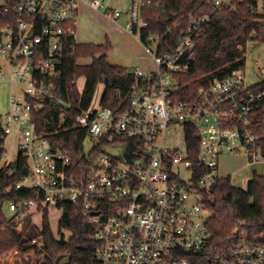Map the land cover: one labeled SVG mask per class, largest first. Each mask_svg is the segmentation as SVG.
Instances as JSON below:
<instances>
[{
    "label": "built area",
    "instance_id": "built-area-1",
    "mask_svg": "<svg viewBox=\"0 0 264 264\" xmlns=\"http://www.w3.org/2000/svg\"><path fill=\"white\" fill-rule=\"evenodd\" d=\"M107 1L4 0L0 82L9 83L11 93L0 125L4 141L12 138L18 155L28 162V174L5 193L33 192L32 199L6 204L7 225L22 234L35 224V216L42 218L51 209L62 212L64 203L78 204L94 231V264H264V246L244 236L225 253L208 248L205 200L221 179L220 158L243 152L250 165L259 163L260 139L252 124L264 100V91L246 85L245 67L179 98L181 78L194 59L195 38L209 18H193L176 45L162 52V38L142 35L148 23L140 9L127 13V30L155 68L126 69L134 80L123 112L104 107L95 95L79 105L75 121L86 133L84 169L77 171L70 154L37 133L34 116L43 103L71 108L56 95L75 57L80 5L114 20L122 17ZM214 4L219 11L235 8L233 0ZM256 11L263 14L264 0H257ZM257 65L264 75V66ZM58 116L61 127L66 113ZM188 131L199 143L196 163L188 151ZM176 137L181 144L172 143Z\"/></svg>",
    "mask_w": 264,
    "mask_h": 264
},
{
    "label": "trees",
    "instance_id": "trees-1",
    "mask_svg": "<svg viewBox=\"0 0 264 264\" xmlns=\"http://www.w3.org/2000/svg\"><path fill=\"white\" fill-rule=\"evenodd\" d=\"M7 3L10 0H5ZM141 17L148 23L142 30L144 37L155 35L163 39L161 51L171 50L187 30L193 18L207 17L203 33L195 38L194 59L188 73L181 78L179 98L196 94L198 89L215 78H226L233 71L245 67L249 42H264V12L256 11L257 0H233L234 9H215L214 0H141ZM0 6V20L5 17ZM243 46V50L238 49ZM111 44H78L75 57L64 70L59 82L57 97L71 104V108L56 103H43L35 113L34 123L39 135L45 137L54 148L61 149L72 157L77 171L85 168L83 141L85 131L76 125L78 107L85 106L94 97L99 85H105L102 105L116 113L126 110L130 87L134 77L126 69L110 64L108 52ZM90 64H80V60ZM240 59L237 63L236 60ZM85 79L83 92L78 81ZM255 91H264V80L253 86ZM81 102V103H80ZM66 117L59 127V113ZM1 119V116H0ZM252 130L259 137V148L264 158V100L253 115ZM60 131L56 133V130ZM199 143L187 133L190 158L196 163ZM6 155L3 131L0 125V162ZM28 174V162L21 154L14 163L0 168V256L17 249L20 252L34 250L44 255L41 264H94L97 243L92 226L85 219L82 207L64 203L60 206L62 216L58 229L60 239L53 233L47 213H44L40 233L23 238L10 228L5 215L10 201L32 199L33 192L22 190L6 194L20 179ZM208 211L207 227L211 234L208 248L225 253L241 237L249 243L264 246V175L254 174L247 188L232 185L230 178L218 180L210 196L205 200ZM64 232L70 233L65 239ZM40 243L32 244L36 238Z\"/></svg>",
    "mask_w": 264,
    "mask_h": 264
},
{
    "label": "rangeland",
    "instance_id": "rangeland-1",
    "mask_svg": "<svg viewBox=\"0 0 264 264\" xmlns=\"http://www.w3.org/2000/svg\"><path fill=\"white\" fill-rule=\"evenodd\" d=\"M141 0H108L106 5L110 8L116 9L123 13L121 23L127 20V13L134 8L135 11H139ZM4 4V0H0V6ZM81 10V9H80ZM104 13H93L89 9H85L82 14L77 17V40L79 43L93 44V45H106L111 44V49L108 52V59L110 64L119 65L123 61V58L130 56L127 52L130 50L129 45L118 35L117 27H114L108 19L102 15ZM119 22V23H120ZM140 54L147 60L146 67L148 70H154L155 66L153 61L145 54L143 50H140ZM246 85L248 87L256 86L264 80V75L258 71V62L264 66V42H249L246 51ZM80 64L88 65L90 60H80ZM80 92H83L85 87V79H80L77 83ZM105 86L99 85L95 94V100L100 101L104 95ZM11 93L10 84L7 82H0V116H4L9 110V98ZM177 140V141H176ZM181 144V138L176 137L174 142ZM6 155L3 162L14 163L18 157V151L15 147V143L12 138H8L5 141ZM259 163L256 165H250V160L245 153L237 155H223L219 161L218 175L220 178H230L232 185L246 189L248 182L253 178L254 174L264 175V158H258ZM5 215L10 218V214L5 209ZM44 216V215H43ZM62 216V212L57 209H51L47 213L48 220L50 222L53 233L60 239L58 224ZM35 224H28L22 233L23 238H28V235L34 233H40L42 230L43 217L40 215L35 216ZM11 228V227H10ZM65 239L70 238L69 232H64ZM39 241V238H36ZM33 244V242H32ZM41 246V240L40 244ZM44 255H38L34 250L28 252H20L17 249L11 250L2 256H0V264H41L44 260Z\"/></svg>",
    "mask_w": 264,
    "mask_h": 264
},
{
    "label": "crops",
    "instance_id": "crops-1",
    "mask_svg": "<svg viewBox=\"0 0 264 264\" xmlns=\"http://www.w3.org/2000/svg\"><path fill=\"white\" fill-rule=\"evenodd\" d=\"M81 9V10H80ZM85 9H89L90 11H92L93 13H100L99 11H96L95 9H93L92 7H90L89 5L86 4H81L79 7V18L80 15L82 14V12ZM104 18L108 19L109 22L114 26L117 27V31L119 33V37L122 38L125 42L128 43L130 50H128L127 52L129 53L130 56H126L123 58V61L121 62V64L119 65H114V66H119V67H123L125 69H133V68H141L144 71H147V67H146V58L144 56H142L140 53V50H143L142 45L140 44L138 38L130 33L127 28V22H128V18L127 20L123 21L122 23L119 21L121 19V17L117 20H114L112 18L107 17L105 14L102 15ZM120 22V23H119ZM78 42V40H77ZM78 44H84V43H79ZM4 161V160H3ZM0 162V168L4 167L5 165H8V162Z\"/></svg>",
    "mask_w": 264,
    "mask_h": 264
}]
</instances>
